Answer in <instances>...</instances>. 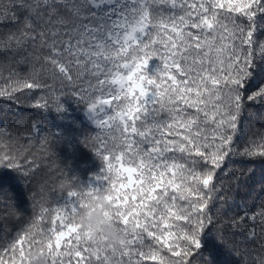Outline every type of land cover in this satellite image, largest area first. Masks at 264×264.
Instances as JSON below:
<instances>
[{"label":"snow or ice","instance_id":"obj_1","mask_svg":"<svg viewBox=\"0 0 264 264\" xmlns=\"http://www.w3.org/2000/svg\"><path fill=\"white\" fill-rule=\"evenodd\" d=\"M0 53V98L62 113L61 99L75 97L102 130L84 143L105 164L97 179L128 237L119 264H218L209 243L225 248V227L264 249V199L224 212L251 165L264 167V128L240 141L246 115L264 123V0H0ZM17 143L0 138V169L29 188L41 164ZM48 144L43 134L38 151ZM98 192L69 184L55 207L29 192L32 216L0 247V264H27L41 245L52 264H110L74 224ZM0 203L5 220L24 219L13 200ZM233 248L241 264H264Z\"/></svg>","mask_w":264,"mask_h":264},{"label":"trees","instance_id":"obj_2","mask_svg":"<svg viewBox=\"0 0 264 264\" xmlns=\"http://www.w3.org/2000/svg\"><path fill=\"white\" fill-rule=\"evenodd\" d=\"M0 61H5L4 53H0ZM24 70L25 67L20 66V71ZM7 74L8 68H5V78ZM3 83L4 81L0 80V85ZM18 95L22 96L23 94ZM38 95V92L32 93L33 98H38ZM61 104L65 110L62 113H57L53 109L43 111L28 107L26 104L16 105L0 98V138L18 140L19 143L15 144V147L31 144L29 152L34 153L35 158L41 164L29 188L16 172L10 169H0V195L13 200L17 209L25 214L24 219L20 221L5 220L4 216L8 209L3 203H0V247L13 239L15 233L22 226H26L27 220L31 218L33 201L29 199V192L36 193L37 201L45 203L49 207H55L56 202L66 193L69 184H80L84 189L89 187L100 188L101 191L107 186L106 182L101 184L97 179L104 176L105 164L84 143L88 136H95L102 130L95 127L89 119L87 109L78 102L77 98L63 97ZM255 110L257 113L262 111L258 105L255 106ZM244 120L245 125L240 135L241 144L247 140L254 128H264V123L247 115ZM34 123L40 127L41 132L39 134L33 129ZM47 133H49L47 147H50V153L38 151L40 140H42L43 134ZM111 160L112 158L109 157V162ZM121 165L123 167L129 166L124 164L123 160ZM248 165L249 162L239 158L233 161L234 167L244 168ZM251 166L253 167L252 174L240 181V187L234 190L233 199L228 202L224 209V212L229 215L241 211L251 212L259 201L264 199V167L255 164ZM221 178L227 181L229 177ZM132 179L135 181L136 174H133ZM61 183L65 184V188L61 189ZM135 186V183H132L123 191L131 194ZM64 200H67L66 196ZM138 200L139 198H137V202ZM72 235L74 234L66 236L61 242V250L64 248L65 241L72 240ZM224 236L225 248L212 242L209 243V247L213 248L217 256L218 264H241L240 257L235 254L233 246L247 245L249 249L254 250L250 254V259L253 260L255 256L264 255V249L260 248L259 243L247 240L243 233H234L225 227ZM146 264H154V262L148 261Z\"/></svg>","mask_w":264,"mask_h":264},{"label":"clouds","instance_id":"obj_3","mask_svg":"<svg viewBox=\"0 0 264 264\" xmlns=\"http://www.w3.org/2000/svg\"><path fill=\"white\" fill-rule=\"evenodd\" d=\"M108 195L111 193L101 191L94 198H86L74 224L79 227V234L90 254L108 253L110 264H119V254L127 247L128 237L113 219L116 209ZM52 260L53 254L46 245H41L31 251L27 264H52Z\"/></svg>","mask_w":264,"mask_h":264}]
</instances>
